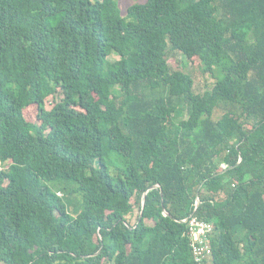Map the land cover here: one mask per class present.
Returning <instances> with one entry per match:
<instances>
[{
	"label": "trees",
	"instance_id": "16d2710c",
	"mask_svg": "<svg viewBox=\"0 0 264 264\" xmlns=\"http://www.w3.org/2000/svg\"><path fill=\"white\" fill-rule=\"evenodd\" d=\"M120 1L0 0V264H264V0Z\"/></svg>",
	"mask_w": 264,
	"mask_h": 264
},
{
	"label": "rangeland",
	"instance_id": "374dc122",
	"mask_svg": "<svg viewBox=\"0 0 264 264\" xmlns=\"http://www.w3.org/2000/svg\"><path fill=\"white\" fill-rule=\"evenodd\" d=\"M142 1L139 0H121L119 2V7L121 9L122 15L125 16L127 13V9L136 3H139ZM111 62H115L118 60V57L116 54H113L110 57ZM170 63L175 69H184V71L188 72L194 79L195 85H194V91L199 94H204L207 91H211L217 82V78L212 76L211 74H204L201 70L200 61L197 58H194L193 60H185L181 55L178 56H171ZM186 64V66L184 65ZM185 66V67H184ZM45 91L49 92V86H45ZM61 99L60 92H58L57 95H51L46 100V106L47 108H51L55 101H58ZM40 106L37 104H34L27 109H25L21 115H19L16 120L18 122L22 123H35L40 124V120L38 118L39 115ZM220 112H218L216 115L220 116ZM134 222V221H133Z\"/></svg>",
	"mask_w": 264,
	"mask_h": 264
},
{
	"label": "built area",
	"instance_id": "2783aa9c",
	"mask_svg": "<svg viewBox=\"0 0 264 264\" xmlns=\"http://www.w3.org/2000/svg\"><path fill=\"white\" fill-rule=\"evenodd\" d=\"M197 204V203H196ZM188 224V237L194 259L197 263L203 264L210 254V239L213 234V226L198 217L193 216L184 221Z\"/></svg>",
	"mask_w": 264,
	"mask_h": 264
},
{
	"label": "water",
	"instance_id": "95a60500",
	"mask_svg": "<svg viewBox=\"0 0 264 264\" xmlns=\"http://www.w3.org/2000/svg\"><path fill=\"white\" fill-rule=\"evenodd\" d=\"M199 205H200V202L198 201L197 204H196L197 208H198ZM144 206H145V205L143 204V207H144Z\"/></svg>",
	"mask_w": 264,
	"mask_h": 264
},
{
	"label": "clouds",
	"instance_id": "9594fccd",
	"mask_svg": "<svg viewBox=\"0 0 264 264\" xmlns=\"http://www.w3.org/2000/svg\"><path fill=\"white\" fill-rule=\"evenodd\" d=\"M144 204V203H143ZM197 208V207H196Z\"/></svg>",
	"mask_w": 264,
	"mask_h": 264
}]
</instances>
